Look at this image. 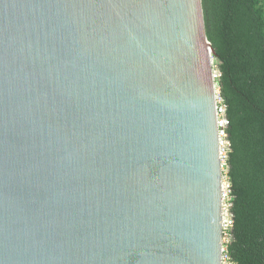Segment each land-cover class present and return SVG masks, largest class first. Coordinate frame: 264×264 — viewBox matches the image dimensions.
<instances>
[{
    "label": "water",
    "instance_id": "obj_1",
    "mask_svg": "<svg viewBox=\"0 0 264 264\" xmlns=\"http://www.w3.org/2000/svg\"><path fill=\"white\" fill-rule=\"evenodd\" d=\"M203 0H0V264H221Z\"/></svg>",
    "mask_w": 264,
    "mask_h": 264
},
{
    "label": "trees",
    "instance_id": "obj_2",
    "mask_svg": "<svg viewBox=\"0 0 264 264\" xmlns=\"http://www.w3.org/2000/svg\"><path fill=\"white\" fill-rule=\"evenodd\" d=\"M229 119L238 264H264V0H203Z\"/></svg>",
    "mask_w": 264,
    "mask_h": 264
},
{
    "label": "built area",
    "instance_id": "obj_3",
    "mask_svg": "<svg viewBox=\"0 0 264 264\" xmlns=\"http://www.w3.org/2000/svg\"><path fill=\"white\" fill-rule=\"evenodd\" d=\"M220 72L215 69L216 81ZM218 84V83H217ZM216 113L219 135V156L222 165V259L221 264H238L231 256L229 247L232 242V230L234 227L232 185L229 178V158L232 152V144L229 137V119L225 100L221 96L219 87L216 90Z\"/></svg>",
    "mask_w": 264,
    "mask_h": 264
},
{
    "label": "rangeland",
    "instance_id": "obj_4",
    "mask_svg": "<svg viewBox=\"0 0 264 264\" xmlns=\"http://www.w3.org/2000/svg\"><path fill=\"white\" fill-rule=\"evenodd\" d=\"M218 60L217 59H215V63H214V66H215V69H218Z\"/></svg>",
    "mask_w": 264,
    "mask_h": 264
}]
</instances>
